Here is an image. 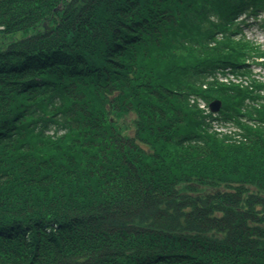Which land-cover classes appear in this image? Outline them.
I'll return each instance as SVG.
<instances>
[{
	"label": "trees",
	"instance_id": "16d2710c",
	"mask_svg": "<svg viewBox=\"0 0 264 264\" xmlns=\"http://www.w3.org/2000/svg\"><path fill=\"white\" fill-rule=\"evenodd\" d=\"M261 14L264 0H0V264H264V104L203 87L264 56L237 37ZM191 95L260 124L229 141Z\"/></svg>",
	"mask_w": 264,
	"mask_h": 264
},
{
	"label": "rangeland",
	"instance_id": "374dc122",
	"mask_svg": "<svg viewBox=\"0 0 264 264\" xmlns=\"http://www.w3.org/2000/svg\"><path fill=\"white\" fill-rule=\"evenodd\" d=\"M257 29H259V31L256 32ZM261 30L263 31L260 32ZM245 31L252 41L264 44V37H261V34L264 36V19L259 23L257 22V24L254 23L253 25H251V27H247ZM257 34L260 37H257Z\"/></svg>",
	"mask_w": 264,
	"mask_h": 264
},
{
	"label": "water",
	"instance_id": "95a60500",
	"mask_svg": "<svg viewBox=\"0 0 264 264\" xmlns=\"http://www.w3.org/2000/svg\"><path fill=\"white\" fill-rule=\"evenodd\" d=\"M211 103V108L213 111H218L222 105V102L220 100H214Z\"/></svg>",
	"mask_w": 264,
	"mask_h": 264
}]
</instances>
